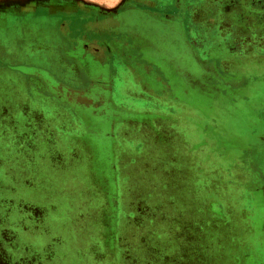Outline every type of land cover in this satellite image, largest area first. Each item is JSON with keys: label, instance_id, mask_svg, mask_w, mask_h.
Returning <instances> with one entry per match:
<instances>
[{"label": "rangeland", "instance_id": "374dc122", "mask_svg": "<svg viewBox=\"0 0 264 264\" xmlns=\"http://www.w3.org/2000/svg\"><path fill=\"white\" fill-rule=\"evenodd\" d=\"M57 1L0 0V264H264V130L256 142L249 125L255 112L264 129V0L176 1L169 17L184 23L192 8L183 29L224 85L174 28L137 14L103 21L134 0H78L97 6L98 23L48 17ZM126 33L127 51L138 39L176 84L171 121L168 92L151 100L161 109H137L117 60L112 104L59 72L64 34L80 40L77 59L85 40ZM215 128L250 149L228 154Z\"/></svg>", "mask_w": 264, "mask_h": 264}, {"label": "crops", "instance_id": "0c3cea01", "mask_svg": "<svg viewBox=\"0 0 264 264\" xmlns=\"http://www.w3.org/2000/svg\"><path fill=\"white\" fill-rule=\"evenodd\" d=\"M177 0H134V3L130 5H125L120 7L119 9L116 10V12H109L107 10L106 12H101L104 13L101 14L97 6H92L94 8H89L90 10H82V7L84 6L83 4H80L78 0H68L67 3L69 7L65 9V2L66 0L62 1H57L56 5V10H53L52 13H50L49 10H44V12L47 14L48 17H60L61 19L66 18V17H76L79 18V16L84 17L88 15L91 19L88 20L90 23L91 22H100L97 19L98 13L99 15H103V17H108L113 22H108V19L105 20L104 22L112 24L116 23L118 25H124L122 18L128 16L129 14H137L141 15L144 17H147L153 21L159 22V23H164L168 27L174 28L178 33L180 38L185 42L186 48H187V53L190 54V58L193 59V62L199 63V59L197 58L198 55L201 56L202 61L204 60L205 54H200V52L196 51L192 40H190L188 35L183 29V26H187V28H192L193 24H188L189 22V17H191L190 11H192V8L189 10H185V18H184V23L182 22L183 19L182 17H176V18H171L169 16L172 15V13L177 10L181 11L180 8H178V4L176 2ZM49 6L54 5L52 2L49 4H46ZM92 5V4H91ZM47 7V8H48ZM170 10V11H169ZM87 11V12H86ZM169 11V12H168ZM36 19L38 17L37 12L33 14ZM168 16V17H167ZM102 19V18H100ZM99 19V20H100ZM56 30L63 32L67 30L68 26L65 22L61 21L55 25ZM127 30H129L127 28ZM115 35V34H113ZM112 35V36H113ZM66 39H62L61 42L58 44L56 43L55 47L57 49V53L62 55V61L60 62L61 65L66 67V70L64 67L59 68V72L62 74H66L65 77L71 76L72 79H77V81H82L80 84L81 87L84 86L85 89H90L98 93V95L101 97L103 96V93H106L111 101L110 104L113 103V98H112V93H113V85H112V78H113V64L112 61L117 60L118 63L121 65L122 69L126 70V75H127V80L126 82V91L133 89L134 92H136L138 95L134 96L137 98H143L144 100L141 105H136L138 106L137 109H142V108H150V109H161L160 102L157 103L155 101H151L152 99H156L157 97H161L162 93L168 92V101H169V107L168 111L171 113L169 114V120L171 121L173 116H176L179 114V112H175L174 108H171L172 104L178 103V99L176 97H173L171 95V91L173 90L174 86L176 85H168L166 81L163 79V75H161L160 70L158 67L154 69V66L151 62V59H149V56L147 54V49L143 45H141L140 41L135 39L137 43V49L138 51H127L126 47L131 46L132 48H135L134 44L129 40V35L126 33L124 34V38H122L121 41L123 42H118L114 41L113 39L110 42H102V41H93L92 39L85 40L86 43H88L85 46L80 47L79 55L77 59L73 57V55H68L69 53L73 54L75 53L76 50L79 49V39L77 41H74L72 39H67V36L64 34ZM138 38L140 35H136ZM82 38V37H81ZM87 38V37H86ZM84 38V39H86ZM125 39V40H124ZM127 43H124L126 42ZM84 42V41H83ZM95 42V43H93ZM206 41L205 43L207 44ZM127 44V45H126ZM136 49V48H135ZM91 54V56H90ZM201 61V60H200ZM201 61V63H202ZM208 63V62H207ZM203 64L206 65V61H203ZM200 65V63H199ZM92 66H104L106 67V73L105 74H93L92 73ZM206 69L208 74L212 76H216V78L221 81V83L224 85L223 78L219 75L217 69L213 67L212 64L206 65ZM102 71V70H101ZM66 72V73H65ZM68 73V74H67ZM69 75V76H68ZM95 78V81H92V78ZM111 77V78H110ZM87 78V82H92V85H85V80ZM94 85H101V89L99 88H91ZM220 85V83H219ZM236 87H234L235 89ZM109 90V91H108ZM47 93V90H45ZM132 91V92H133ZM48 94V93H47ZM110 94V95H109ZM248 93L245 91H240V94L236 95L237 98L241 97L243 98L244 95H247ZM106 95V96H107ZM165 95V94H164ZM252 95V94H251ZM235 96V97H236ZM129 97V95H128ZM254 97V96H253ZM58 98V97H57ZM95 100H97L96 96H94ZM62 97L60 96L59 100H61ZM108 99V100H109ZM158 99V98H157ZM58 100V101H59ZM63 100V99H62ZM128 101H131L132 103H135L136 100L134 99H127ZM238 100L233 99L229 103H237ZM250 101V100H249ZM57 102V101H56ZM94 101H92L93 103ZM153 102V103H152ZM66 103V102H65ZM58 104V102H57ZM66 104H71V103H66ZM73 104V103H72ZM261 106H264V100L260 103H258ZM257 104V106H258ZM59 105V104H58ZM74 105V104H73ZM183 105V104H181ZM185 106H188L185 104ZM256 106V108H257ZM62 108H65L64 106H61ZM229 107H232L229 104ZM257 113L253 112L251 113L250 118V123L253 127L252 134H254V139L257 140L262 138L263 133L261 134V130H264L261 127H258L260 120L256 116ZM258 120V122H257ZM182 120H176V123L181 125ZM196 120H191L189 118V115L185 116V123L184 125H187L189 122L194 123ZM202 121V120H201ZM200 121V122H201ZM233 123V121L231 122ZM253 123V124H252ZM261 123V122H260ZM182 126V125H181ZM215 130V132H214ZM212 130L213 133L211 134L212 137L216 138L217 141L219 142V146L223 149L225 148L228 154L231 155H239L243 154V152L247 151L250 149V147H246L243 145H236V143L233 141V136L231 134L224 130L223 131V136L216 132V128ZM208 133V130H207ZM206 137H208L206 135ZM255 142V143H256Z\"/></svg>", "mask_w": 264, "mask_h": 264}]
</instances>
